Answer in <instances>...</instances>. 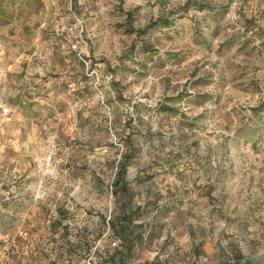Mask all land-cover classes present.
<instances>
[{
	"label": "rangeland",
	"instance_id": "1",
	"mask_svg": "<svg viewBox=\"0 0 264 264\" xmlns=\"http://www.w3.org/2000/svg\"><path fill=\"white\" fill-rule=\"evenodd\" d=\"M127 153L125 264H264V0H0V264H112Z\"/></svg>",
	"mask_w": 264,
	"mask_h": 264
},
{
	"label": "trees",
	"instance_id": "2",
	"mask_svg": "<svg viewBox=\"0 0 264 264\" xmlns=\"http://www.w3.org/2000/svg\"><path fill=\"white\" fill-rule=\"evenodd\" d=\"M169 22H165L164 26H169ZM128 151L133 152L135 149L132 145H128ZM131 154L127 153L123 156L120 161L119 168L115 174V189L117 195L120 198H123L121 203V211L125 214L121 221L118 223L113 222L114 232L117 234V237L121 240V245L118 247H114V251L109 254V261L112 264H125L128 263L133 258V251L136 247V242L134 241V227L132 226L134 220L132 219V215L127 211V205L132 201V193L127 183V171L128 165L130 164ZM139 239H142V236H139ZM117 260V262H116ZM104 264V263H100Z\"/></svg>",
	"mask_w": 264,
	"mask_h": 264
}]
</instances>
